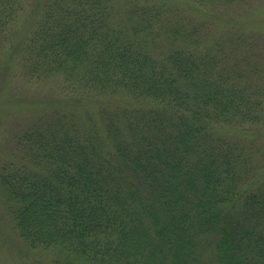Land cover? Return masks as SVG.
Returning <instances> with one entry per match:
<instances>
[{"label":"trees","instance_id":"trees-1","mask_svg":"<svg viewBox=\"0 0 264 264\" xmlns=\"http://www.w3.org/2000/svg\"><path fill=\"white\" fill-rule=\"evenodd\" d=\"M240 1L0 0V70L64 94L0 167L25 243L53 264H264V66L206 9Z\"/></svg>","mask_w":264,"mask_h":264},{"label":"rangeland","instance_id":"rangeland-1","mask_svg":"<svg viewBox=\"0 0 264 264\" xmlns=\"http://www.w3.org/2000/svg\"><path fill=\"white\" fill-rule=\"evenodd\" d=\"M211 11L214 27L224 26L229 36H252L250 42L258 50L260 65L264 66V0H242L234 4L206 7ZM28 9L21 30L28 27L33 14ZM9 44L0 49V63L6 56ZM8 71L0 70V167L13 154L17 133L47 112L63 99L59 78L28 80L17 61L10 62ZM52 105V107H51ZM257 142L264 149V127L258 130ZM5 194L0 184V264H53L59 255L52 248H32L25 243L13 226L11 216L4 207ZM210 250H204L209 256Z\"/></svg>","mask_w":264,"mask_h":264}]
</instances>
